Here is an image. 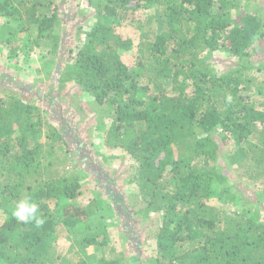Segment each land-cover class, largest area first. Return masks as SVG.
Listing matches in <instances>:
<instances>
[{
    "label": "trees",
    "instance_id": "1",
    "mask_svg": "<svg viewBox=\"0 0 264 264\" xmlns=\"http://www.w3.org/2000/svg\"><path fill=\"white\" fill-rule=\"evenodd\" d=\"M64 1L0 0V14L19 31L34 26L41 41L52 39V54L64 36ZM261 2L86 0L89 24L78 28L82 38L61 60L65 73L57 92L71 83L89 95L96 111L104 112L96 122L104 131L102 148L131 163L126 185L136 189L137 212L151 221L154 260L146 259L127 226L123 242L134 247L130 264H264ZM127 21L136 25V42L116 33ZM13 31L3 24L0 42L19 43L10 39L18 34ZM132 50L127 64L122 53ZM15 86L16 92L0 95V264H93L86 250L98 247L106 226L96 214L104 200L96 197L98 206L74 203L84 182L73 163L78 160L84 170L86 158L77 146L69 158L74 136L54 126L43 105L20 95L29 87ZM56 151L64 152L56 166L70 160V168L55 169ZM94 170L99 183L109 186ZM246 191L254 200L242 197ZM25 196L39 205L45 221L39 228L12 216L15 202ZM60 228L65 238L81 229V240L67 254L68 248L58 247ZM97 262L127 264L122 255L106 262L100 254Z\"/></svg>",
    "mask_w": 264,
    "mask_h": 264
},
{
    "label": "rangeland",
    "instance_id": "2",
    "mask_svg": "<svg viewBox=\"0 0 264 264\" xmlns=\"http://www.w3.org/2000/svg\"><path fill=\"white\" fill-rule=\"evenodd\" d=\"M64 2L61 3V9L65 11L64 14L66 16L65 18L61 17L63 24L59 27L61 28V32H64V36H60L58 48L52 54L50 53L52 50L51 45L53 46L52 39L41 41L34 26L27 31H21V28L20 32L17 28V23H11V19H6L0 14V27L3 24L11 26L12 30L17 31L18 34L12 35L10 39L12 40L14 37L15 41L19 42L14 47L0 42L2 47L0 48V95L2 96V92H8L10 89L16 92L15 84L17 82L29 87L28 90H25L24 93L21 92L20 95L27 98L31 97L33 103H38L40 106L43 105V108L46 109L45 115L49 118V121L55 122L54 126L57 123L58 129H66L65 131L68 134L74 136V139L70 138L68 140L69 158L72 160V156H76V146L86 158L85 162L89 168L86 167L84 170L81 168L82 166L78 163V160H75V163H73L75 171L73 173L84 182L82 188L83 194L74 203L87 204L93 201L98 206L99 203L96 197L104 200L103 207L101 205L97 207L96 214L99 212V219L106 226L105 232L104 229L100 230V235L97 239L98 247H90L86 250L89 263L94 260L93 264H98L97 258L101 254L106 262L122 255L124 263L126 260L127 264H130L127 259L130 257L134 247H131L133 245L127 241L123 242L126 236L124 229L127 226L134 229L139 244H142L144 254L148 255L146 259L150 261L154 245L153 241H150L151 236H149V233L152 231V228L149 227V225L151 226V221L143 219V214L137 212L139 205L138 200L135 198L137 194L135 192L136 189L132 186V189L128 190L130 187L126 185L128 180V173L126 171L129 165H131L130 161L126 160V157L117 158L115 157L116 154L102 148L104 131L96 127V122L99 120L97 116L103 115L104 112H97L89 95L82 94L71 83H66V87L60 88L59 92H57L59 86L57 80L60 75L65 73V67L61 63V60L67 58L68 50L72 48V45L76 41L82 38L83 35L80 32L82 29L78 28L84 27V30L87 28L89 24L88 17L92 13L89 11L86 0H65ZM261 5L264 7L263 0ZM148 13H152V10L144 12L141 16L144 17ZM133 19L135 20L134 17ZM130 22L133 21L123 22L122 26L116 29V33L124 38H133L136 42V25L130 24ZM133 54L134 50L122 53V57L127 64L132 63ZM52 59L55 60V64L47 66L46 63ZM11 78L15 79L14 83L13 81L11 82ZM107 122L106 124H108ZM41 140L42 146H44L42 150L46 152L48 149L46 139L42 138ZM75 142H78V144ZM61 152L64 153L63 151H56L55 158L57 161L54 160V166L55 169L57 167L62 169L65 167L64 170H67L70 168V160H67V163L62 162L65 164L64 166H56L60 162L58 158H63ZM94 168L100 170L99 172L102 176L109 183L111 182L109 186L99 183L98 174L96 177L93 176ZM241 194L243 198L246 197L254 200L252 191H246ZM262 198L264 199V195ZM240 207L242 205L235 206L231 210H239L241 209ZM261 208L262 210L264 209V200L260 205V212ZM112 215L116 217V221ZM0 218L3 219V214L0 215ZM58 231H60L57 237L58 247H62L63 250H67L68 248L63 253L67 254L70 249L76 248L75 241L81 240L78 238V236H81L79 233L81 229L76 234L74 231L72 233L67 232V238L63 236L65 234L64 230L60 228ZM112 250L113 252L111 253Z\"/></svg>",
    "mask_w": 264,
    "mask_h": 264
},
{
    "label": "clouds",
    "instance_id": "3",
    "mask_svg": "<svg viewBox=\"0 0 264 264\" xmlns=\"http://www.w3.org/2000/svg\"><path fill=\"white\" fill-rule=\"evenodd\" d=\"M231 100V95H228L226 97V101L230 103ZM12 216L20 223L25 225L34 224L37 228L41 227L45 223L40 214L38 203H36L29 196L22 197L15 202L12 210Z\"/></svg>",
    "mask_w": 264,
    "mask_h": 264
}]
</instances>
